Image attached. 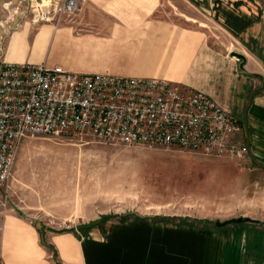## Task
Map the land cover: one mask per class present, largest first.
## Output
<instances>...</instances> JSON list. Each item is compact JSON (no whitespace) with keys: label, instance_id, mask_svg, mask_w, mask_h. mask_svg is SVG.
Segmentation results:
<instances>
[{"label":"crops","instance_id":"0c3cea01","mask_svg":"<svg viewBox=\"0 0 264 264\" xmlns=\"http://www.w3.org/2000/svg\"><path fill=\"white\" fill-rule=\"evenodd\" d=\"M160 1L84 0L77 25L36 28L25 0H0V63L155 78L202 92L239 120L238 140L248 148L242 159L264 174V0H183L204 19L187 17L209 25L211 35L192 25L147 19ZM89 9L138 16L117 26V35L103 27L94 33L85 19ZM114 40L133 42V53L108 52ZM232 52L244 58L242 69ZM242 219L253 223L216 229L131 215L57 231L45 225L38 230V222L0 209V264H264V216Z\"/></svg>","mask_w":264,"mask_h":264},{"label":"rangeland","instance_id":"374dc122","mask_svg":"<svg viewBox=\"0 0 264 264\" xmlns=\"http://www.w3.org/2000/svg\"><path fill=\"white\" fill-rule=\"evenodd\" d=\"M160 2L147 19L192 25L196 31L203 29L212 34L209 25L187 17L204 19L187 2ZM80 12L65 17L59 25L74 24ZM137 16L127 10L89 9L85 19L93 28L87 27L89 31L100 33L96 29L103 27L117 35V26ZM41 25L56 27L51 23L35 27ZM81 33L84 31H77ZM126 43L127 50L123 47ZM96 49L99 51L98 45ZM106 50L114 55L132 54L134 43L114 40L107 43ZM137 60V56L131 57L130 62ZM0 209L43 226L46 223L47 228L57 231H67V226L73 230L103 215L120 217L128 212L153 221L215 227L216 222L264 216V174L253 170L247 159L176 147H128L89 137L35 136L24 139L18 148L11 179L0 189Z\"/></svg>","mask_w":264,"mask_h":264},{"label":"built area","instance_id":"2783aa9c","mask_svg":"<svg viewBox=\"0 0 264 264\" xmlns=\"http://www.w3.org/2000/svg\"><path fill=\"white\" fill-rule=\"evenodd\" d=\"M25 1L34 25L56 27L84 2ZM241 132L239 120L206 94L169 81L0 63V189L10 181L18 148L28 137H89L242 159L248 148L238 140Z\"/></svg>","mask_w":264,"mask_h":264},{"label":"water","instance_id":"95a60500","mask_svg":"<svg viewBox=\"0 0 264 264\" xmlns=\"http://www.w3.org/2000/svg\"><path fill=\"white\" fill-rule=\"evenodd\" d=\"M229 56L241 60L240 68L241 69L243 68L245 60L240 54L232 52V53H230ZM129 215L137 216L138 214L136 212H128V213L123 214L122 216H129ZM109 216H111V215H103V216H101L99 219H97L95 221H92V222H90L88 224H85V225H81L80 227H78V230H85V229H90L92 227H95V226L99 225L101 223V221L103 219H105V217H109ZM245 221H248V220L239 218V219H234V220H230V221H225V222H222V223L216 222L215 226L216 227H223V226L229 225L231 223L241 224V223H243ZM35 227H36V229L40 230L41 227H42V224L38 222Z\"/></svg>","mask_w":264,"mask_h":264},{"label":"trees","instance_id":"16d2710c","mask_svg":"<svg viewBox=\"0 0 264 264\" xmlns=\"http://www.w3.org/2000/svg\"><path fill=\"white\" fill-rule=\"evenodd\" d=\"M129 216H131V215H129ZM115 217H117V215H111V216H109V217H105V219H103L102 221H104V220H107V219H110V218H115ZM127 216H121V218H126ZM135 217H138V218H143V219H146V218H150V217H145V216H140V215H137V216H135ZM101 221V222H102ZM215 226V225H214ZM227 226V225H226Z\"/></svg>","mask_w":264,"mask_h":264}]
</instances>
